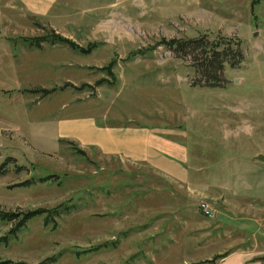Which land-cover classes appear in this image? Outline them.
Masks as SVG:
<instances>
[{"label": "rangeland", "instance_id": "obj_1", "mask_svg": "<svg viewBox=\"0 0 264 264\" xmlns=\"http://www.w3.org/2000/svg\"><path fill=\"white\" fill-rule=\"evenodd\" d=\"M33 4L0 0V212L40 215L0 217V264H264V0ZM200 37L242 51L222 87L193 86ZM88 119L156 155L59 138Z\"/></svg>", "mask_w": 264, "mask_h": 264}, {"label": "crops", "instance_id": "obj_2", "mask_svg": "<svg viewBox=\"0 0 264 264\" xmlns=\"http://www.w3.org/2000/svg\"><path fill=\"white\" fill-rule=\"evenodd\" d=\"M25 1L27 2L28 6H30L29 11L32 12L31 8L39 11L37 6L33 4V0H25ZM110 14L111 17L114 18V12L112 11L110 12ZM97 125H98L97 122L93 119L83 120L80 122L61 123L60 126L61 131L59 132V138L63 140L72 139L78 143V146L81 149L93 148L99 151L104 156L116 157V158H120L121 160L132 161L136 163L146 161L148 156H151L149 154L150 149L154 151V149L152 148L151 141L155 136L151 134L149 135L145 130L142 129L113 130L105 126L103 127ZM69 130H71L72 132L69 133L68 132ZM154 154L156 155V151H154L152 155ZM157 162L160 161L158 160ZM157 162L155 163L157 164ZM172 166L174 168L176 165L172 164ZM166 174L169 177H173V178L177 177L175 172L173 173L172 171L169 170ZM262 220H264V218ZM262 220L258 222L260 227ZM240 231L244 232V229L243 230L241 229ZM255 251L256 250H249V251L237 250L236 252L233 253H238V255L244 256V261L241 264H259L255 261L257 257Z\"/></svg>", "mask_w": 264, "mask_h": 264}, {"label": "trees", "instance_id": "obj_3", "mask_svg": "<svg viewBox=\"0 0 264 264\" xmlns=\"http://www.w3.org/2000/svg\"><path fill=\"white\" fill-rule=\"evenodd\" d=\"M221 45L224 47L219 48ZM176 47H179V50L187 49L190 53L193 54V60L198 61L199 65L196 68L197 73H199L201 79L194 82V87L200 88H218L222 87L226 81L222 78L224 72V67L227 65L229 68L239 67L241 61L243 60V54L241 49L233 48L230 43H222L209 41L204 37L197 39H191L185 41L183 44L180 43ZM198 57L200 59H198ZM79 149V148H78ZM5 170L0 167V174ZM53 178L48 177L44 180L48 181ZM40 211L35 210L31 212H26L22 215V219L19 222L26 223L28 220L35 216H39ZM18 215L10 212H0V217L12 221L19 219Z\"/></svg>", "mask_w": 264, "mask_h": 264}, {"label": "water", "instance_id": "obj_4", "mask_svg": "<svg viewBox=\"0 0 264 264\" xmlns=\"http://www.w3.org/2000/svg\"><path fill=\"white\" fill-rule=\"evenodd\" d=\"M258 160L264 161V158L261 156H258Z\"/></svg>", "mask_w": 264, "mask_h": 264}]
</instances>
